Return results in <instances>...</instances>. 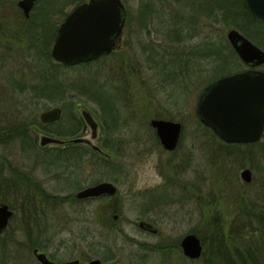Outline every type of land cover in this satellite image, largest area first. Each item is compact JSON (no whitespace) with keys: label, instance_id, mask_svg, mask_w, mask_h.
Wrapping results in <instances>:
<instances>
[{"label":"rangeland","instance_id":"1","mask_svg":"<svg viewBox=\"0 0 264 264\" xmlns=\"http://www.w3.org/2000/svg\"><path fill=\"white\" fill-rule=\"evenodd\" d=\"M201 1L210 8H200ZM16 2L0 0V204L14 212L0 244L5 240L16 264H40L33 244L53 262L80 264H225V240L239 232L258 248L262 225L250 227L243 209L256 203L255 215L264 216V140L224 143L200 126L194 109L206 84L245 68L222 45L228 30L242 31L264 51V25L234 7H225V17L221 0H125L129 21L115 53L62 66L42 47L28 46L22 33L34 35L40 25L24 20ZM52 107L62 109L61 118L41 123L40 112ZM79 107L98 119L94 143L109 160L82 145L39 147L38 136L51 133L42 124L57 128L60 138L75 127L84 136ZM153 119L181 124L173 152L157 141ZM244 169L252 172L250 182L241 178ZM101 181L117 192L75 198ZM138 220H149L157 232L139 228ZM187 233L202 244L192 262L182 250L150 248L180 246ZM255 256L264 263L263 252Z\"/></svg>","mask_w":264,"mask_h":264},{"label":"water","instance_id":"2","mask_svg":"<svg viewBox=\"0 0 264 264\" xmlns=\"http://www.w3.org/2000/svg\"><path fill=\"white\" fill-rule=\"evenodd\" d=\"M33 0H21L19 5L28 12ZM247 11L255 18L264 21V0H244ZM120 0H89L76 7L58 28L51 57L65 65H76L96 59L102 53H108L113 45V38L121 33L123 17ZM227 39L246 64L253 66L264 64V51L231 29ZM78 112L90 129L88 136L60 138L41 133L38 136L39 147L47 145L85 144L91 150L106 158L110 153L102 150L94 141L99 137V122L84 107ZM195 113L200 123L211 129L214 134L227 144L255 143L263 136L264 140V71L248 69L242 72L220 77L207 84L199 94ZM62 109L52 107L39 114L43 124L58 121ZM156 135L166 150L172 151L178 144L181 124L166 119H153L150 122ZM241 178L250 182L252 172L244 169ZM117 188L112 182L101 181L83 188L75 194L77 199L97 198L114 195ZM14 212L5 203L0 204V234L7 228ZM114 214L113 218L117 219ZM137 226L156 232V228L147 222L139 221ZM182 253L190 260L202 254V244L195 233H187L180 241ZM33 255L40 264H78V260L56 263L44 252L33 249ZM89 264H102L93 259Z\"/></svg>","mask_w":264,"mask_h":264},{"label":"flooded vegetation","instance_id":"3","mask_svg":"<svg viewBox=\"0 0 264 264\" xmlns=\"http://www.w3.org/2000/svg\"><path fill=\"white\" fill-rule=\"evenodd\" d=\"M21 0H17L16 2V7H17V10L20 12L21 16L23 17L24 20L28 21L30 18H33L35 21L34 23L37 25H40V31L39 32H36L34 35H32V31L31 29L30 30H27V32H23L22 33V36H25V37H28L30 38L29 40H31L30 44H28V46L30 45H38L39 47H42V52H46L45 53V56L47 57H50L54 62H56L57 64L59 65H62V66H71V65H65L63 63H60V62H57L55 61L52 57H51V51H52V48H53V45H54V42H55V37H56V34H57V31H58V28L61 26V24L65 21L66 17L76 8L78 7L79 5L81 4H84V3H88L89 0H33L32 4H31V7L29 8L28 12L25 11V9L23 7H21L19 5V2ZM223 2V6L224 7H227V6H232V7H238L240 9H244L245 11H247V9L245 8L244 6V0H230L229 2L225 3L224 0H221ZM121 4H122V9H121V15L123 17V26H122V29H121V33L114 37L113 38V45L111 47V50L108 52V53H102L100 54L96 59H93L91 61H98L102 58H105L107 56H112L114 53H115V50L117 49L118 45H119V42H120V38L123 34V31L125 29V27L128 25V21H129V9L125 3V0H120ZM210 1L209 2H205V1H201L200 2V8H203V7H209L210 5ZM211 6V5H210ZM210 8V7H209ZM205 11V10H204ZM206 12H209V9L206 10ZM247 13H249L247 11ZM249 15L251 16V18L249 17L248 19L251 21V22H254V23H259V24H263L264 25V21L261 20V19H258V18H255L253 17L250 13ZM53 24H57V25H54ZM233 29V28H231ZM229 29V30H231ZM228 30V31H229ZM236 30V29H235ZM241 30V29H240ZM238 31V30H237ZM242 36H244L246 39H248L249 41H251L249 39V37L244 34L242 31H238ZM228 33V32H227ZM226 38H227V35H226ZM228 40V39H227ZM228 45H227V51H228V54H232L233 55V58L235 59H238L240 60V63H242V65L245 66L244 69L240 70V71H237L235 73H238V72H242V71H245V70H248V69H256V70H261V71H264V67H263V64L261 65H257V66H253L251 64H246L244 63L241 58L238 56V54L236 53V51L234 50V48L232 47V44L229 42V40L227 41ZM253 43V42H252ZM254 44V43H253ZM48 46H50V49L48 48ZM257 46V45H256ZM259 47V46H258ZM260 48V47H259ZM261 49V48H260ZM91 61H88V62H91ZM234 74V73H232ZM231 75V74H230ZM227 76V75H226ZM209 84V83H208ZM207 85V84H206ZM205 85V86H206ZM204 86V87H205ZM204 89V88H203ZM202 89V90H203ZM202 92V91H201ZM200 92V93H201ZM199 93V94H200ZM199 96V95H198ZM198 96H197V99H198ZM197 99H196V103H197ZM196 103H195V108H196ZM195 111V109H194ZM196 115V113H195ZM197 117V116H196ZM96 118V117H95ZM97 119V118H96ZM83 121V120H82ZM98 121V119H97ZM57 122V121H55ZM55 122H50V123H55ZM84 122V121H83ZM48 123V124H50ZM85 123V122H84ZM86 125V124H85ZM87 126V125H86ZM154 129V128H153ZM82 129L79 128L78 131H76V133L73 135V136H79L77 134L80 133ZM207 132H211L212 135H215L214 132L207 128L206 129ZM181 132H182V126H181V131H180V135H179V139H180V136H181ZM47 134H50V135H55V134H52V133H47ZM90 134V129L88 128V126L86 127V132L84 134V136H88ZM154 135L157 139V141L160 143L157 135H156V131L154 129ZM216 136V135H215ZM216 138H218L216 136ZM178 139V141H179ZM219 139V138H218ZM263 140V136L260 138V140ZM220 141H222L221 139H219ZM259 140V141H260ZM258 141V142H259ZM224 142V141H222ZM225 143V142H224ZM256 143V142H255ZM66 145L68 144H65V145H47L45 147H65ZM76 145H82V147H85L86 149L92 151L93 153L99 155L100 157H103L105 158L106 160H109L108 158L104 157L103 155L99 154L98 152L96 151H93L91 150L87 145L85 144H76ZM178 146V145H177ZM176 146V148H177ZM175 148V149H176ZM165 149V148H164ZM174 149V150H175ZM103 150V148H102ZM166 150V149H165ZM105 151V150H103ZM169 151V150H168ZM106 152V151H105ZM173 152V150H172ZM108 153V152H107ZM18 177H20V173L17 174ZM20 183V182H19ZM85 188V187H84ZM192 188V186H191ZM193 189V188H192ZM78 192V191H77ZM75 196V195H74ZM139 221H144V222H147V223H150L149 220H138L136 221V225H137V222ZM152 224L154 227L155 225L153 223H150ZM140 228V227H139ZM156 228V227H155ZM142 229V228H141ZM145 230V229H143ZM156 232H157V228H156ZM155 232V233H156ZM148 247V245H146ZM181 250V248H180ZM78 260V259H77ZM79 261V260H78ZM91 260H89L90 262ZM88 262V264H89ZM78 264H80V261L78 262Z\"/></svg>","mask_w":264,"mask_h":264},{"label":"trees","instance_id":"4","mask_svg":"<svg viewBox=\"0 0 264 264\" xmlns=\"http://www.w3.org/2000/svg\"><path fill=\"white\" fill-rule=\"evenodd\" d=\"M229 8H232V6H229ZM237 8H239V6ZM218 10L221 11V13H223L225 15V17H228L230 14L229 10L227 8L225 9L224 6L219 7ZM238 11H237V9L234 8V12L236 14H238V16H240L241 13H243L247 18H249V17L251 18L249 13H247V11H245L243 8L240 9L239 12ZM222 45L227 47V45H225L223 43H222ZM82 64L85 65V64H90V63L84 62V63H81V65ZM55 79L57 80V78L54 77L53 81H55ZM49 85H52L50 81L46 82L45 85H43V86L45 88H47ZM53 86H54V88L58 87L59 91H57V92H60L63 90V89H61V85L57 84L56 81L53 84ZM36 123L37 122L33 121L30 123L29 126L35 125ZM199 124L203 128L207 129V127L203 126L201 123H199ZM39 125L41 126V123H39ZM29 126L26 124L23 125L24 130H23V132H21V134H22L21 137H23V138L27 137L25 129ZM42 127L44 129H46L48 132L54 133L56 135L59 134L57 128H49L48 125H43V124H42ZM75 128H73L71 132L67 133L68 135H66V136H68V137L73 136L76 133V131H78V129H79L77 127V129L75 130ZM59 135H61V134H59ZM0 137H1V135H0ZM256 205H257L256 203L246 204L243 211L247 216L250 217V220H249V223H250L249 226L250 227H252L253 221L255 223L257 221L259 226L262 225L261 235H260L261 243H260L259 247L257 248V245L253 246L252 243H246L245 244V242L241 241L240 240V238H241L240 232L239 233H231L232 235L237 236L238 239L231 238L230 240H225V264H264V263L260 262L259 260H257V258L255 256V250L256 249L260 250V252H263V255H264V218H263L264 216L262 215V212L260 214L255 215V211L258 209V207ZM260 217L263 219L260 220L259 219ZM251 232H253V231H251ZM7 245L8 244H6L5 240L2 241L0 244V246H1L0 247V264H9V261L11 258H12V263L16 264V262L18 261L17 257L16 256L12 257V249ZM219 246H220V244L217 245V248ZM15 248H16L15 253H17L18 250H20V253L24 250V249H21L19 247H15ZM30 248L35 249L38 247H37V245L33 244L32 246H29V249ZM150 248H153L154 250H157V251H162V252L165 251V253H166V251H169V250L181 251L178 243H176L174 246H163V247L161 244H158L156 246L152 245ZM230 249H232V251H230ZM189 261L192 262V260H189ZM19 264H24V263L21 261V263H19Z\"/></svg>","mask_w":264,"mask_h":264}]
</instances>
